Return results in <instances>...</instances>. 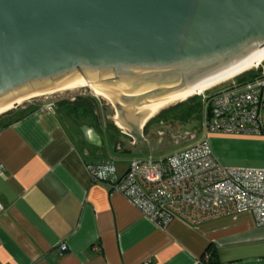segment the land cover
<instances>
[{
    "label": "crops",
    "instance_id": "obj_1",
    "mask_svg": "<svg viewBox=\"0 0 264 264\" xmlns=\"http://www.w3.org/2000/svg\"><path fill=\"white\" fill-rule=\"evenodd\" d=\"M41 105L0 116V264H194L204 254L212 264H264V226L250 213L196 228L177 220L159 228L113 193L109 182L92 183L86 164L111 161L119 178L130 162L122 158L143 145L125 144L128 137L107 123L98 102L62 101L39 111ZM33 107L39 108L3 126ZM164 113L149 122L145 136H167ZM80 127H94L102 146L85 142ZM208 141L222 165L264 169L261 138L210 134ZM136 152L131 157L146 155Z\"/></svg>",
    "mask_w": 264,
    "mask_h": 264
},
{
    "label": "water",
    "instance_id": "obj_2",
    "mask_svg": "<svg viewBox=\"0 0 264 264\" xmlns=\"http://www.w3.org/2000/svg\"><path fill=\"white\" fill-rule=\"evenodd\" d=\"M263 46L264 0H0V108L83 77L130 119ZM79 132L102 146L94 127Z\"/></svg>",
    "mask_w": 264,
    "mask_h": 264
},
{
    "label": "built area",
    "instance_id": "obj_3",
    "mask_svg": "<svg viewBox=\"0 0 264 264\" xmlns=\"http://www.w3.org/2000/svg\"><path fill=\"white\" fill-rule=\"evenodd\" d=\"M262 63L250 71L262 68ZM238 77L206 90L196 89L190 97L200 102L203 138L165 158L153 159L148 154L133 158L119 178L111 161L86 164L90 181L109 182L113 193L159 228L174 220L196 228L245 212L258 226H264V169L224 166L216 160L208 141L210 134L264 141V69L251 79L237 81ZM52 108L45 105L39 111ZM192 137L188 133L178 136L184 140ZM3 171L0 164V176ZM65 249L60 246V251ZM194 264H212L210 254L195 259Z\"/></svg>",
    "mask_w": 264,
    "mask_h": 264
},
{
    "label": "bare ground",
    "instance_id": "obj_4",
    "mask_svg": "<svg viewBox=\"0 0 264 264\" xmlns=\"http://www.w3.org/2000/svg\"><path fill=\"white\" fill-rule=\"evenodd\" d=\"M263 47L257 48V51L260 55L257 59L237 69H234L233 62H232L231 63L232 70L229 72H226L218 77L211 74L201 80H198L190 85H187L181 88L180 90H178L177 92H175L174 94L168 97L158 100L156 103H154V98H153L152 99L153 105L146 107L145 109L141 111L133 112V110H130V119L124 114L123 111H121L117 107V105L115 104L113 100H111L106 95L95 90L94 86L89 85V84H94V83H101L100 81L97 80L95 82H87L83 77H81L82 80L76 81V82H72L71 78H68L70 81L69 84H65V85L58 86V87L55 86V88H52L50 90L35 93L27 97H23L8 106H4L0 108V116L15 109L14 106L16 104L17 106H20L21 104L32 101L36 98L46 97V96H50L54 94H61V93H66V92H73L79 89H88L94 97H98V98H101L107 101L110 105H112L116 109L115 113L110 118L116 128L123 131L124 133L131 134L128 129H130L131 121H132L136 125L137 131L141 132L143 127L147 124L149 120L153 119L161 111L168 108L169 106L174 105L179 102L186 101L191 96H193L196 89L206 90L208 88L217 86L224 82H228L229 80L236 78L238 76H241L242 74L252 70V68L255 69L256 67H258L264 61V49L260 50Z\"/></svg>",
    "mask_w": 264,
    "mask_h": 264
},
{
    "label": "rangeland",
    "instance_id": "obj_5",
    "mask_svg": "<svg viewBox=\"0 0 264 264\" xmlns=\"http://www.w3.org/2000/svg\"><path fill=\"white\" fill-rule=\"evenodd\" d=\"M241 76H239V77H241ZM220 90H221V88L216 90V92H219ZM78 100H81V101H78ZM85 100H87V101L89 100L91 103L92 102H98L100 112H102V113L104 112V110H103L104 106H107L109 109H112L113 114L116 111V109L112 105H110L107 101H105L101 98H98V97H94L88 89H79V90H75L73 92H66V93L54 94V95H50V96H46V97L36 98L32 101L25 102V103L21 104L20 106H18V108L25 106V105H28V104H42L41 106L52 105L54 107L56 103L62 102V101L71 102V103H75V104L80 102V104H81ZM188 100L189 99H187L186 101H188ZM186 101L171 105L168 108H166L160 112V113L165 112L164 117L166 119L165 120L166 123L162 126V129H165V132H167L165 135H167V136H145L147 133L148 124L152 119L147 122L146 129L145 130L142 129V133L144 134V138L146 139V137H147L149 140L148 146H153L154 148H157L152 153L149 152L150 150L146 152V154H148L153 159L165 158V157H167V156H169L175 152H178V151L185 149L189 145H191V144L197 142L198 140H200L201 138H203V136H201L202 133H199V119L198 120H191L188 123L172 122V112H169V110L173 106H175L177 104L185 103ZM41 106H39V107L41 108ZM13 110H15V109H13ZM159 114H158V116H159ZM112 128H116V127L114 125H112ZM117 129L118 128H116V130ZM161 131H163V130H161ZM190 132L194 133V135H195L193 140H186V139L184 140V139L178 138V136H183L184 134L190 133ZM124 141H125V144H128L130 142V138L129 137L124 138ZM146 146H147V144H146ZM140 147H141V145H137L135 147H132V152L130 154H128L127 156L123 157L122 159L125 162H128V161H131L133 158H136V157H131V156L138 155V153L136 151L139 150ZM137 157L140 158L143 156H137ZM113 160H117V158H114Z\"/></svg>",
    "mask_w": 264,
    "mask_h": 264
},
{
    "label": "trees",
    "instance_id": "obj_6",
    "mask_svg": "<svg viewBox=\"0 0 264 264\" xmlns=\"http://www.w3.org/2000/svg\"><path fill=\"white\" fill-rule=\"evenodd\" d=\"M252 72V71H250ZM249 73V72H248ZM257 74H253L250 75L249 78H244L243 80L246 79H251L252 77H254ZM244 74H242L241 77H243ZM81 101V100H78ZM80 103V102H79ZM38 110V108H25L24 110L12 115L4 124L3 126H8L12 123H15L21 119H23L24 117H26L27 115H29L30 113L34 112ZM14 110H11L7 113H11ZM200 102L198 98H190L188 101H186L185 103H181V104H177L175 106H173L169 112H172V122H180V123H188L191 120H198L200 119ZM6 114V113H5ZM147 127V125H145L143 127V129L145 130Z\"/></svg>",
    "mask_w": 264,
    "mask_h": 264
},
{
    "label": "flooded vegetation",
    "instance_id": "obj_7",
    "mask_svg": "<svg viewBox=\"0 0 264 264\" xmlns=\"http://www.w3.org/2000/svg\"><path fill=\"white\" fill-rule=\"evenodd\" d=\"M104 110V113H105V109H103ZM113 111V110H112ZM184 136V135H183ZM182 137V136H181ZM143 145H145V144H143ZM143 145H141V148L139 149V151L140 152H144V153H146L147 151H149L150 149H152V147L151 146H146V147H143ZM148 145V144H147ZM150 152V151H149Z\"/></svg>",
    "mask_w": 264,
    "mask_h": 264
}]
</instances>
